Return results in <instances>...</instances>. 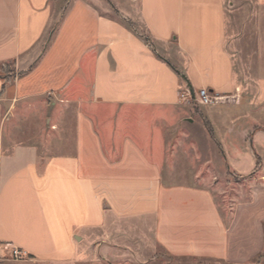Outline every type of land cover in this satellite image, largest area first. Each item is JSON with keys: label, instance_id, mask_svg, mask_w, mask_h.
<instances>
[{"label": "crops", "instance_id": "1", "mask_svg": "<svg viewBox=\"0 0 264 264\" xmlns=\"http://www.w3.org/2000/svg\"><path fill=\"white\" fill-rule=\"evenodd\" d=\"M54 1L0 0V65L22 73L0 78V101L11 119L23 106L27 137L0 156V256L127 264L137 233L177 259L251 261L264 248V34L251 74L229 50L226 0H139L154 48L104 0H72L53 27ZM169 45L177 63L160 54ZM185 89L223 99L196 114ZM191 143L202 167L251 185L245 201L224 209L203 175L174 179L173 154Z\"/></svg>", "mask_w": 264, "mask_h": 264}, {"label": "rangeland", "instance_id": "2", "mask_svg": "<svg viewBox=\"0 0 264 264\" xmlns=\"http://www.w3.org/2000/svg\"><path fill=\"white\" fill-rule=\"evenodd\" d=\"M71 1L72 0L54 1L55 3L53 4V7L55 22L53 27L56 23H58L59 20H61L65 13L66 7ZM104 1L107 4V11L109 12L110 16H114L115 14L120 16L122 11H131L133 18L132 20L135 21L134 23H136L138 30L141 33L146 32L145 26L141 22L138 14L139 0ZM111 7L116 10V13L112 11ZM226 10L228 34L235 39L237 38V42H235V44L229 45V50L232 54L236 55L237 62L240 65L248 67L251 74L253 72L257 74L260 58L259 44L261 35L264 34V7L260 6L257 0H226ZM120 18L122 17L120 16ZM122 21L125 20L122 19ZM51 32L52 30L50 29L44 39L45 42L42 41L39 48H42L44 44L48 45L51 40ZM160 54L171 62L177 63L174 45H169L167 51L163 50ZM0 68L3 69L2 75H6L7 79H12L22 74L16 70V67L13 63L3 65ZM190 109L191 112L198 114L201 113L204 108L199 104L192 103L190 104ZM23 111L25 112V109L23 106L19 105L15 111V117L11 119L10 117H7L9 113V104L0 101V156L8 154L9 152L7 149H9L13 143L27 138L23 137L21 134L23 122L21 116ZM30 117H32L34 120L30 119V121H26L24 123L27 125L29 122L27 128L30 129L31 133L33 134L31 138H37L38 133H40L44 127V123L43 121H39L38 119L34 118V114H31ZM187 148L192 149V151L189 150L186 153L181 152L178 154H173L172 171L176 181L187 180V182H193L195 176L203 175L202 179H206L205 182L208 186H215L214 194L217 197L219 204L224 209L227 207L232 208L234 207V204L245 201L244 198H241L242 193H245L246 190L249 191L251 185L246 184L244 179L239 177H230L226 168L202 167L200 165L202 162H198L201 160H197L199 153L195 152V150L192 148V143L188 145ZM214 154L215 153L213 151L201 152L200 157L203 158L202 161H205L204 158L211 159ZM219 172L221 174V177L219 178L221 181L219 180V183H215L213 174L217 176ZM247 235H249L247 238L251 239L255 234L250 232ZM128 240L130 242V246L129 249H126L128 251L127 256L123 258L126 260L127 264H264V248L260 253H257L255 256H253L251 261L244 263H239V261H237L238 263H225L173 258L161 248L154 246L152 237H148L146 242L137 240V233L136 235L132 236V238H128ZM137 242L139 244L138 247ZM239 250L241 249L239 248ZM11 251L12 249H8L5 256H0V264H31L29 263V258H26L24 261L20 262L13 260L11 257ZM98 264L105 263L101 262Z\"/></svg>", "mask_w": 264, "mask_h": 264}, {"label": "built area", "instance_id": "3", "mask_svg": "<svg viewBox=\"0 0 264 264\" xmlns=\"http://www.w3.org/2000/svg\"><path fill=\"white\" fill-rule=\"evenodd\" d=\"M194 93L195 94L192 95L190 89H185L184 91L180 92L179 99L181 103H185L187 105L195 103L206 107L216 105L220 100L223 99L222 97L212 95L207 89H201ZM11 257L17 262L24 261L26 258H28L25 252L18 249H12Z\"/></svg>", "mask_w": 264, "mask_h": 264}, {"label": "trees", "instance_id": "4", "mask_svg": "<svg viewBox=\"0 0 264 264\" xmlns=\"http://www.w3.org/2000/svg\"><path fill=\"white\" fill-rule=\"evenodd\" d=\"M122 24L129 29L131 32H133L135 35L139 36L143 41L149 45L151 48H154V41L151 39V37L146 33H141L138 28L136 23L131 22V21H122ZM2 67V66H0ZM3 69L0 68V78L7 79L6 75H2ZM3 93H0V98H2Z\"/></svg>", "mask_w": 264, "mask_h": 264}, {"label": "water", "instance_id": "5", "mask_svg": "<svg viewBox=\"0 0 264 264\" xmlns=\"http://www.w3.org/2000/svg\"><path fill=\"white\" fill-rule=\"evenodd\" d=\"M190 91H191L192 95H194V94H195L193 90H190Z\"/></svg>", "mask_w": 264, "mask_h": 264}]
</instances>
